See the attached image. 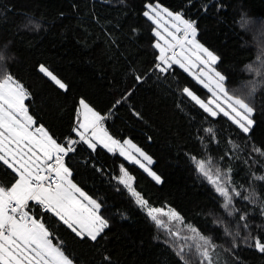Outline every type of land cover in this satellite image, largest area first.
<instances>
[{
    "label": "trees",
    "instance_id": "16d2710c",
    "mask_svg": "<svg viewBox=\"0 0 264 264\" xmlns=\"http://www.w3.org/2000/svg\"><path fill=\"white\" fill-rule=\"evenodd\" d=\"M149 3L197 22L198 39L219 57L216 70L225 76L228 94L255 109L250 135L223 113L211 116L196 105L183 89L205 101L210 91L183 68L172 65L161 72L155 67L154 24L143 15ZM29 18L40 28L23 27ZM263 40L264 0H0V54L5 57L0 78L10 73L24 86L35 125H43L61 145L79 140L73 129L83 98L107 117L105 126L114 136L131 138L153 158L151 167L162 178L157 184L138 165L100 145L93 151L77 144L65 157L70 178L103 205L110 228L97 241L82 240L29 204L30 214L45 223L54 243L62 242L75 264H184L177 240L158 228L118 183L122 166L149 206H170L211 238L217 264H264V253L255 249L253 239L264 241V181L254 179L264 176V157L253 152L254 147L264 149V56L257 63ZM41 65L66 90L46 77ZM136 76L142 80L137 82ZM207 128L214 129V136ZM193 157L208 162L213 171L231 168L232 186L247 190L250 197L247 207L234 197L240 211L229 216ZM16 178L0 165V186L10 188ZM245 213L247 220L241 222L239 215ZM185 259L201 264L194 248Z\"/></svg>",
    "mask_w": 264,
    "mask_h": 264
},
{
    "label": "snow or ice",
    "instance_id": "6c2138e0",
    "mask_svg": "<svg viewBox=\"0 0 264 264\" xmlns=\"http://www.w3.org/2000/svg\"><path fill=\"white\" fill-rule=\"evenodd\" d=\"M209 6H205V10ZM143 15L157 26L162 15L167 16L172 21L171 27L174 29V31H168L171 41L154 30L155 35L163 39L172 50V56L169 57L168 48L156 43L154 47L160 51V56L157 57L160 62L155 67L161 72H166L173 64H179L181 68H185L180 57L184 56L185 52H190L195 56L200 67L201 75L197 79L201 83L205 79L212 81L216 91L229 102L230 111H226L218 103L216 108L228 116L241 132L250 135L256 124L252 118L255 109L245 99L228 94L225 89L226 78L216 70L219 57L196 39L197 22L185 19L181 13H173L167 8H162L158 3L147 4ZM29 26L35 29L40 28V24L31 18L23 25L25 28ZM177 48L180 49L179 53L176 52ZM4 59V55L0 54V61ZM185 70L187 71V68ZM40 71L60 89L66 90V85L48 68L41 65ZM135 79L140 82L142 77L136 76ZM204 86L208 87L207 84ZM183 92L206 113L211 116L217 115V111L211 107L214 101L205 103L187 87L183 89ZM130 95L131 92L128 93V96ZM213 95L215 96L216 92H213ZM28 97L29 93L24 86L10 73L0 78V165L5 166L17 177L10 188L0 186V264H73V260L63 250L62 242L54 243L53 233L45 223L30 214L29 204L32 202L43 213L56 218L59 223L82 240L97 241L105 230L110 228L109 219L102 214L103 205L73 183L70 178L72 173L66 166L65 157L77 150V144H85L93 151L98 145H102L109 152L118 151L120 156L147 172L157 184L162 183V180L150 167L153 164L152 158L130 140H124L121 143L109 135L103 127L107 117L95 111L83 98L79 101L80 108L83 110V120L78 121L77 128L73 129L79 136V140L69 139L67 146H64L58 143L43 125L35 126L34 118L29 114L25 104ZM123 99H127V96ZM121 102L118 100L116 104ZM136 115L139 116V113ZM205 132L214 136L212 128L205 129ZM88 133L91 135L89 136ZM125 145H129L134 152L126 149ZM236 147L238 146L233 145V148ZM253 152L264 157V149L254 147ZM192 159L196 163L197 171L208 179L216 193L223 199L221 207L229 216L238 214L240 210L234 206L233 199L240 197L241 192L232 186L231 168L222 171L217 167L213 171L208 162L196 160L195 157ZM121 173L118 183L137 197V205L142 208L147 207V201L134 192L133 177L123 166ZM254 179L264 181V176H254ZM243 199L247 201L250 197L243 196ZM147 215L158 228H166L172 237H178L179 232H173L161 217H167L169 222L180 223L184 229L192 233L184 239L191 240L193 243L181 245L177 250V255L181 257L184 264H188L185 256L193 248L195 254L201 258V264H217V246L212 243L211 238L202 235L195 227L185 225L183 217L174 209L164 211L152 208ZM261 215H264V210ZM239 219L241 222L246 221L247 213L239 215ZM244 227L247 228L248 225L245 223ZM224 231L226 235H231L227 228ZM236 235L238 236L239 233ZM253 239L255 249L264 253V241L260 237ZM245 242L247 243V240ZM236 246L234 243L233 248Z\"/></svg>",
    "mask_w": 264,
    "mask_h": 264
},
{
    "label": "rangeland",
    "instance_id": "374dc122",
    "mask_svg": "<svg viewBox=\"0 0 264 264\" xmlns=\"http://www.w3.org/2000/svg\"><path fill=\"white\" fill-rule=\"evenodd\" d=\"M160 5V4H159ZM162 8H166L165 6H163V5H160ZM168 9V8H167ZM146 11V10H145ZM144 11V12H145ZM169 11H171V10H169ZM171 12H173V13H180V12H174V11H171ZM185 18V17H184ZM186 19V18H185ZM154 24V23H153ZM171 25H172V21L167 17V16H163L162 15V18L159 20V26H157V24H154V29H153V31L155 30V31H158V32H160V35L161 36H163L165 39H167V40H169V41H171V37L170 36H168V31H174V29H172V27H171ZM165 29H167V31L165 30ZM154 34H155V32H154ZM177 35H182L181 33H177ZM254 35H255V33H254ZM251 36V38L256 42V43H258L257 41H259L258 39H257V37H256V39L252 36V34L250 35ZM256 36V35H255ZM196 39L200 42V40L198 39V31H197V36H196ZM257 40V41H256ZM175 41H172V43H174ZM260 42V41H259ZM262 42H264V40L262 41ZM156 43H160L161 44V46L162 47H165V48H168V46L164 43V40L163 39H160L159 37H157L156 35H155V41H154V45L156 44ZM201 43V42H200ZM201 44H203V43H201ZM205 47H207L205 44H203ZM259 46V45H258ZM260 47V46H259ZM209 50H211L216 56H217V54L212 50V49H210L209 47H207ZM262 48V47H261ZM157 49V48H156ZM263 49V48H262ZM158 50V56H160V51H159V49H157ZM180 52V49L178 48V52L177 53H179ZM167 55L169 56V57H171L172 56V54H168L167 53ZM263 56H264V52L260 55L259 54V56H258V60H257V63H261V60H262V58H263ZM185 57H189V59H185ZM180 59L182 60V62L185 64V68H187V72L190 74V75H192L195 79H196V76H195V72H196V70H199L200 69V67L198 66V62L196 61V59H195V56H193L190 52H185V54H184V56H181L180 57ZM160 62V61H159ZM173 65H178V66H180L179 64H173ZM47 68V67H46ZM185 68H183L184 70H185ZM49 70V69H48ZM186 71V70H185ZM218 71V70H217ZM197 80V79H196ZM198 81V80H197ZM201 83V82H200ZM203 85H205V83H202ZM207 90H209L210 91V97H209V100H208V102L209 101H214V103L212 104V106H214L215 108H216V104L218 103L219 105H220V107H222V108H224L226 111H230V109H228V101L223 97V95L222 94H220L218 91H216V89H215V87L214 86H209V87H207ZM213 92H216V95L214 96L213 95ZM231 96V95H230ZM86 101V100H85ZM87 102V101H86ZM88 103V102H87ZM89 104V103H88ZM89 106L90 107H92L95 111H97V112H99L98 110H96L91 104H89ZM217 109V108H216ZM78 110L79 111H77V120L78 121H82L83 120V116H82V109L80 108V104H79V107H78ZM218 113H223V112H220L219 111V109H217L216 110ZM100 113V112H99ZM101 114V113H100ZM102 115V114H101ZM78 121H77V126H78ZM77 126H76V128H77ZM103 127L105 128V130L108 132V134L109 135H111L114 139H116V140H119L121 143H123V141L124 140H130L131 142H132V144H135L137 147H139L146 155H148V156H150L147 152H145L135 141H133L131 138H129V137H126V138H124V139H120V138H118V137H116V136H114L109 130H108V128L105 126V123L103 124ZM88 135L90 136L91 135V133H88ZM100 146H102V145H100ZM103 147V146H102ZM125 148L126 149H129V150H131V151H133L134 152V149H130V146L129 145H125ZM106 149V148H105ZM117 153H119L118 151H117ZM137 156H138V154H136ZM151 157V156H150ZM125 158V157H124ZM152 158V157H151ZM126 159V158H125ZM142 159V158H141ZM127 160V159H126ZM152 160H153V158H152ZM145 163H146V161H145ZM151 167V166H150ZM152 168V167H151ZM142 169V168H141ZM152 171H154V169L152 168ZM154 172H156V171H154ZM147 173V172H146ZM157 173V172H156ZM148 174V173H147ZM122 175V173L120 172V176ZM129 175H131L130 173H129ZM157 175H159L160 176V174H158L157 173ZM132 176V175H131ZM133 177V176H132ZM161 177V176H160ZM161 180H162V178H161ZM74 183V182H73ZM83 190V189H82ZM133 190H134V192L135 193H137L136 191H135V188H134V178H133ZM238 191H240L241 192V196L240 197H236L237 198V200H238V203L239 204H241V206L242 207H247V205L246 204H244V202H245V200L243 199V196H247V190L245 191V190H239V189H237ZM132 194V193H131ZM133 195V194H132ZM134 196V198H135V200L137 199V197L135 196V195H133ZM140 196V195H139ZM141 197V196H140ZM95 199V198H94ZM152 208H156V209H163L164 211H169L170 209H173V208H171L170 206H158V207H153V206H149L148 204H147V207H144L143 209L148 213V211H149V209H152ZM155 214V213H154ZM161 219H163L164 221H165V223L167 224V226L169 227V228H171L172 229V231L173 232H179V236L178 237H174L175 238V240H177V247H180L181 245H186V244H192L193 243V241H191V240H189V241H186L185 239H184V237H186V236H191L192 235V233L191 232H189V231H187L186 229H184L183 227H182V225L180 224V223H178V222H169L168 221V218L167 217H161ZM183 222H184V224L185 225H190V224H188V223H186L184 220H183ZM192 226V225H191ZM201 259V258H200ZM73 264H75L74 262H73Z\"/></svg>",
    "mask_w": 264,
    "mask_h": 264
},
{
    "label": "crops",
    "instance_id": "0c3cea01",
    "mask_svg": "<svg viewBox=\"0 0 264 264\" xmlns=\"http://www.w3.org/2000/svg\"><path fill=\"white\" fill-rule=\"evenodd\" d=\"M154 32V31H153ZM175 43V42H174ZM156 48V47H155ZM169 49L170 48H168V51H167V53L169 54ZM157 50V49H156ZM157 53H158V50H157ZM158 57V56H157ZM200 75H201V73H200V69L199 70H196V72H195V76H196V79L198 78V77H200ZM199 82H200V80L199 79H197ZM203 83H205V84H207L208 85V87L209 86H214L215 87V84L212 82V81H210V80H208V79H205L204 81H203ZM202 84V83H201ZM203 85V84H202ZM204 86V85H203ZM205 87V86H204ZM206 89H207V87H205ZM194 93V92H193ZM195 94V93H194ZM198 96V95H197ZM199 97V96H198ZM202 99V98H201ZM203 100V99H202ZM203 101H205V100H203ZM208 101H205V103H207ZM211 107H213V109L214 110H217L214 106H212L211 105ZM218 113V112H217ZM36 126V125H35ZM36 127H39V126H36Z\"/></svg>",
    "mask_w": 264,
    "mask_h": 264
},
{
    "label": "built area",
    "instance_id": "2783aa9c",
    "mask_svg": "<svg viewBox=\"0 0 264 264\" xmlns=\"http://www.w3.org/2000/svg\"><path fill=\"white\" fill-rule=\"evenodd\" d=\"M178 51V48L176 49V52ZM169 54H172V50L169 49ZM32 203V202H31ZM32 205L34 206V204L32 203ZM35 207V206H34Z\"/></svg>",
    "mask_w": 264,
    "mask_h": 264
}]
</instances>
